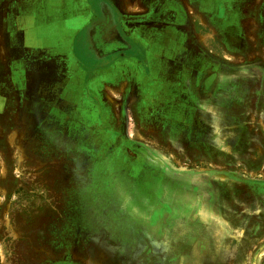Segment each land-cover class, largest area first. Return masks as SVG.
I'll return each mask as SVG.
<instances>
[{
	"label": "rangeland",
	"instance_id": "374dc122",
	"mask_svg": "<svg viewBox=\"0 0 264 264\" xmlns=\"http://www.w3.org/2000/svg\"><path fill=\"white\" fill-rule=\"evenodd\" d=\"M66 1L0 0V264H264V0H238L237 34L228 0L202 25L174 18L205 31L184 35L188 62L102 73L72 0L71 45L39 53L58 60L2 62ZM106 1L152 50L167 0Z\"/></svg>",
	"mask_w": 264,
	"mask_h": 264
},
{
	"label": "crops",
	"instance_id": "0c3cea01",
	"mask_svg": "<svg viewBox=\"0 0 264 264\" xmlns=\"http://www.w3.org/2000/svg\"><path fill=\"white\" fill-rule=\"evenodd\" d=\"M186 1L187 2L184 3V0H175L174 2L178 3V7L170 6L171 2L173 1H164V6H162L164 7V16H162L161 19L158 18L157 20L152 22V50H150L149 48V52H146V49H144L145 45L141 44V38H134L133 42L140 49L138 54L132 55L131 57H114L113 59L107 61L108 63L105 66L99 65L95 68L90 67V69L95 70L98 73H102L101 71H112L124 64L130 65V62H141V57L144 58L143 62H176V58L178 59V61L180 59V61L182 62H188L186 60V56H190V51H192L193 47H191L189 50V47L185 44L184 35L192 34L201 36L205 34V31H194V26H192V23H190L189 25H187L186 23L187 27L176 25L173 21L174 18H176L177 22H181L183 20H186L187 22L191 19V22L195 20L198 25H202V23L204 24L206 18L213 20L221 17L222 0ZM228 1L232 6V11L229 15L230 22L228 23L231 24L233 17H236L237 11L235 9L238 6L236 4L238 0ZM67 4H69L72 9L66 14L61 15V9ZM62 5L58 7V14H51L50 20L45 19L47 20L46 23H42L41 14L39 11L33 18L32 27L31 24L27 25L29 24V20L27 18V21H25L26 30H22L21 32L22 50L26 53L14 58V60L7 59L8 55H5V58L4 60H2V62H55L56 60H58L60 56L58 54H60L62 51L61 44L64 42L65 47L70 46L71 41H73L72 39L74 37V34H76L77 32L76 28L72 25L73 22L71 24L70 21H77L78 18H81L80 16L78 17V10L72 0H68ZM172 10L176 11L173 12L175 14H172ZM227 33L237 34L240 32L232 29ZM198 46L199 45H197L196 48L199 49ZM4 50L8 51L10 49ZM45 51L49 52L48 57L52 59H58L48 60L45 55L39 54L41 52L45 54ZM29 52L32 53V56H35L33 54H37V57L35 56L34 58H29ZM189 59L190 58H188V60Z\"/></svg>",
	"mask_w": 264,
	"mask_h": 264
},
{
	"label": "flooded vegetation",
	"instance_id": "af4514ba",
	"mask_svg": "<svg viewBox=\"0 0 264 264\" xmlns=\"http://www.w3.org/2000/svg\"><path fill=\"white\" fill-rule=\"evenodd\" d=\"M87 3L93 18L82 27L76 39L89 50V56L92 62L95 63L90 67L105 66L108 63L107 61L114 57H131L139 53V47L130 40L129 36L123 33V30L119 29L114 11L106 0H97L96 5H93L92 0H87ZM228 27L230 30L234 29L232 24H229ZM80 33L85 34V37H80ZM110 51L113 52L110 53Z\"/></svg>",
	"mask_w": 264,
	"mask_h": 264
},
{
	"label": "water",
	"instance_id": "95a60500",
	"mask_svg": "<svg viewBox=\"0 0 264 264\" xmlns=\"http://www.w3.org/2000/svg\"><path fill=\"white\" fill-rule=\"evenodd\" d=\"M113 52V51H110V53Z\"/></svg>",
	"mask_w": 264,
	"mask_h": 264
}]
</instances>
